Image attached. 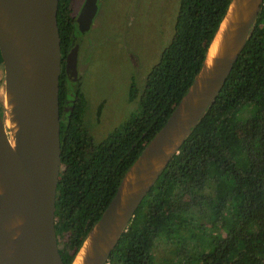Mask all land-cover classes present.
Here are the masks:
<instances>
[{"label":"trees","instance_id":"obj_1","mask_svg":"<svg viewBox=\"0 0 264 264\" xmlns=\"http://www.w3.org/2000/svg\"><path fill=\"white\" fill-rule=\"evenodd\" d=\"M70 1L59 0L57 15L66 46ZM231 1L181 0L172 40L139 97V113L100 145L85 124L84 93L61 72L56 231L65 264L72 263L123 177L189 91ZM2 73L1 68L0 79ZM68 92L73 108L65 113ZM184 194L195 211L170 208ZM160 241L171 248L172 260L157 261ZM107 264H264V4L216 100L138 207Z\"/></svg>","mask_w":264,"mask_h":264},{"label":"water","instance_id":"obj_2","mask_svg":"<svg viewBox=\"0 0 264 264\" xmlns=\"http://www.w3.org/2000/svg\"><path fill=\"white\" fill-rule=\"evenodd\" d=\"M98 1L86 0L78 19L83 31L90 27ZM263 4L264 0L231 1L210 43L229 16L221 31L217 55L208 64V49L189 91L123 177L71 264L88 240L90 252L85 264H107L138 207L216 100ZM58 8L59 0H0L5 92L10 95L18 125L13 145L0 107V264H65L56 231L63 164ZM77 56L75 46L67 62L72 81L78 80Z\"/></svg>","mask_w":264,"mask_h":264},{"label":"rangeland","instance_id":"obj_3","mask_svg":"<svg viewBox=\"0 0 264 264\" xmlns=\"http://www.w3.org/2000/svg\"><path fill=\"white\" fill-rule=\"evenodd\" d=\"M84 0H75L81 3ZM181 0H99L93 26L84 33L79 52L80 90L85 95V124L95 145L123 130L140 111L139 97L147 77L170 44ZM0 79V107L5 114L4 64ZM136 95L132 96V87ZM245 111L243 116L249 117ZM5 118V117H4ZM195 211L184 194L170 204ZM204 224H207L205 219ZM157 261L173 259L171 248L156 244Z\"/></svg>","mask_w":264,"mask_h":264},{"label":"flooded vegetation","instance_id":"obj_4","mask_svg":"<svg viewBox=\"0 0 264 264\" xmlns=\"http://www.w3.org/2000/svg\"><path fill=\"white\" fill-rule=\"evenodd\" d=\"M86 0L82 1L81 3L75 2V0H71L69 5L67 6V10H68V16L70 19V23H72V27L70 28V35H69V44L68 46L63 45L61 43V50H62V71L64 70L66 79L69 80V82H78V87H80V75H79V69H80V65L82 62H79V52H80V48H81V42H82V38L85 32H87L94 23V19L98 14V9H99V1H98V7H97V11L95 13V15L93 16V19L90 23V27L88 29H86L85 31H83L81 29V25L79 22V17L81 14V11L84 7ZM75 46H78V62H77V69H78V80L77 81H72L71 78L69 77V73H68V67H67V62H68V56L71 53V51L74 49ZM65 52V53H64ZM61 71V72H62ZM67 81V80H66ZM66 82V83H69ZM68 85V84H67ZM68 88V86H67ZM81 88V87H80ZM69 93V97L67 103L65 102L63 104V108H64V112L66 113V111L72 110L73 108V97L71 96L70 92ZM67 99V98H66ZM60 106H61V101H60ZM62 173V171H61Z\"/></svg>","mask_w":264,"mask_h":264},{"label":"bare ground","instance_id":"obj_5","mask_svg":"<svg viewBox=\"0 0 264 264\" xmlns=\"http://www.w3.org/2000/svg\"><path fill=\"white\" fill-rule=\"evenodd\" d=\"M228 19H229V16L223 22V24L221 26V31L226 27ZM221 31L218 33L216 39L213 41V43L211 44V46L209 48L208 64H210V62L212 60V56L217 55L218 45L220 44L219 40H220V36H221ZM4 105L6 108L5 109V118H4L5 125L7 128L8 134L10 136L11 142L13 145H15V132H16L18 125H17V122L14 120L13 103L10 100V95L7 94L6 92L4 93ZM89 244H90V240L86 241V243L84 244V246L80 250L78 256L74 260L73 264H85L86 256L90 252L88 250Z\"/></svg>","mask_w":264,"mask_h":264}]
</instances>
